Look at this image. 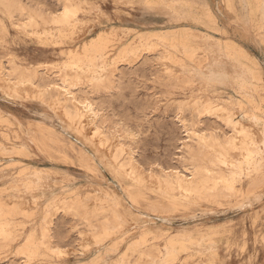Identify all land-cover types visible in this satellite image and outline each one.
I'll return each instance as SVG.
<instances>
[{"label":"rangeland","instance_id":"1","mask_svg":"<svg viewBox=\"0 0 264 264\" xmlns=\"http://www.w3.org/2000/svg\"><path fill=\"white\" fill-rule=\"evenodd\" d=\"M149 1L0 0V264H264V0Z\"/></svg>","mask_w":264,"mask_h":264},{"label":"bare ground","instance_id":"2","mask_svg":"<svg viewBox=\"0 0 264 264\" xmlns=\"http://www.w3.org/2000/svg\"><path fill=\"white\" fill-rule=\"evenodd\" d=\"M24 1H26V0H24ZM65 1V0H64ZM6 2V1H5ZM147 2L148 3H150L151 1H149V0H147ZM227 2L229 3V4H231L232 5V0H227ZM13 3V2H12ZM16 3H18V2H16ZM46 3V2H45ZM72 3V2H71ZM247 3L249 4L248 6L249 7H251V9H252V19H254L255 18V16H256V14L258 13L257 11L259 10V4H260V0H247ZM1 4V3H0ZM19 4V3H18ZM151 4V3H150ZM17 5V4H16ZM15 5V6H16ZM20 5V4H19ZM18 5V6H19ZM62 5H64L65 6V4H62ZM68 5V4H67ZM73 5V4H72ZM21 6V5H20ZM46 6V5H45ZM63 6V7H64ZM47 7V6H46ZM50 8V7H49ZM162 9V8H161ZM161 9H159V10H161ZM176 9V8H175ZM178 9V8H177ZM192 10V9H191ZM31 11V10H30ZM52 11V10H51ZM56 11H57V9H56ZM78 13H80L79 11H78ZM75 14H76V11H75V9H73V8H71V7H65L64 8V10L60 13V15L58 16V17H54V18H52V20L54 21V22H62L63 24L64 23H66L67 25H69V24H71V22H72V19H73V17L75 16ZM181 14H183V12H181ZM190 15V14H189ZM25 16V15H24ZM27 16V15H26ZM34 16V15H33ZM21 18V17H20ZM208 18V17H207ZM209 18H210V16H209ZM257 18V17H256ZM255 18V19H256ZM50 19H51V17H50ZM210 20V19H209ZM31 24H32V22H31ZM177 24V23H176ZM30 25V24H29ZM199 25V24H198ZM23 26H24V24H23ZM28 26V25H27ZM91 26V25H90ZM93 27H95V26H93ZM83 29V28H82ZM84 30V29H83ZM82 30V31H83ZM87 30V29H86ZM182 31V30H181ZM83 32H86V31H83ZM87 33V32H86ZM85 33V34H86ZM183 33V32H182ZM105 34V33H104ZM103 34V36L105 37V35ZM179 34V33H178ZM178 34H172V36L175 38V41H178V42H180L181 43V45H182V49H183V52L185 53V54H190L191 53V47H189V41L187 40L188 38H187V36H185V35H180L179 34V36H178ZM64 36V35H63ZM100 36H102V35H100ZM102 36V37H103ZM107 36V35H106ZM82 37V36H81ZM68 38V37H67ZM93 38V37H92ZM95 38V37H94ZM143 38V37H142ZM163 38H166V37H163ZM141 40H144V39H141ZM107 39H104V38H101V37H99V40H98V42H99V44H97V42H96V46H93V47H91L90 49H92V50H96V51H99V52H102L103 51V49H104V46H105V43L104 42H106L107 43ZM91 42V41H90ZM88 43V42H87ZM178 43H175V45H174V47H177V48H179L178 46H179V44L177 45ZM86 45V44H85ZM87 46V45H86ZM89 50V49H88ZM181 50V49H180ZM194 50V49H193ZM137 51V50H136ZM81 53V52H80ZM58 54V53H57ZM68 54V53H67ZM128 54V53H127ZM139 54V53H138ZM66 57V56H65ZM89 57V56H88ZM64 58V57H63ZM67 59V58H66ZM70 59V58H69ZM151 59V58H150ZM149 59V60H150ZM182 59V58H181ZM64 61H66V60H64ZM69 61V60H68ZM143 61V60H142ZM154 61V60H153ZM61 62V61H60ZM63 62V61H62ZM162 62V61H161ZM68 63V62H67ZM77 65V64H76ZM150 65V64H149ZM51 66V65H50ZM126 66V65H125ZM135 66V65H134ZM70 67V66H69ZM79 67V66H78ZM114 67V66H113ZM122 67V66H121ZM152 67V66H151ZM52 68H54V67H52ZM123 68V67H122ZM143 68H144V66H143ZM154 68V67H153ZM54 69H57L56 67L54 68ZM108 69V68H107ZM136 69V68H135ZM44 70V69H43ZM52 70V69H51ZM130 70V69H129ZM104 71V70H103ZM116 71H118V70H116ZM143 71H144V69H143ZM146 71V70H145ZM157 71V70H156ZM119 72V71H118ZM135 72V71H134ZM42 73H43V71H42ZM56 73V72H55ZM61 73V72H60ZM101 73V72H100ZM133 73V72H132ZM46 74V73H45ZM64 74V73H63ZM144 74V73H143ZM44 75V74H43ZM49 75V74H48ZM47 75V76H48ZM59 75V74H58ZM101 75V74H100ZM103 75V74H102ZM129 75V74H128ZM51 76V75H50ZM88 76V75H87ZM144 76V75H143ZM142 75H141V77H143ZM61 77V76H60ZM117 77V76H116ZM119 77V76H118ZM126 77V76H125ZM138 77V76H137ZM144 77H146V76H144ZM56 78H58L57 76H56ZM122 78V77H121ZM120 78V79H121ZM124 78V77H123ZM136 78V77H135ZM60 79V78H59ZM137 79V78H136ZM61 80V79H60ZM64 80V79H63ZM66 80H67V78H66ZM65 80V81H66ZM118 80V79H117ZM123 80V79H122ZM59 81V80H58ZM64 81V83H63V85H61V86H64L63 88H65V85H66V82ZM157 81V80H156ZM60 82V81H59ZM118 82V81H117ZM123 82V81H122ZM137 82V81H136ZM139 82V81H138ZM142 82V81H141ZM99 83V82H98ZM98 83L97 84H95V85H98ZM101 83V82H100ZM128 83V82H127ZM106 84V83H105ZM122 84V83H121ZM120 84V85H121ZM39 85V84H38ZM118 85V84H117ZM119 85V86H120ZM128 85H130V84H128ZM54 87V89H55V91L59 94L60 93V91H59V89H58V85H53ZM122 86V85H121ZM124 86V85H123ZM27 87V86H26ZM42 87V86H41ZM117 88V87H116ZM48 89H50V88H48ZM100 89H101V87H100ZM129 89V88H128ZM52 90V89H51ZM121 91V90H120ZM133 91V90H132ZM50 92V91H49ZM130 92V91H129ZM110 93V92H109ZM120 94V93H119ZM131 95V94H130ZM48 96V95H47ZM51 96V95H50ZM49 97V96H48ZM47 97V100L50 98H48ZM52 98H53V96H51ZM58 97V96H57ZM115 97V96H114ZM124 97V96H123ZM45 98V97H44ZM50 99V100H53V99ZM107 100V99H106ZM120 100H122V99H120ZM129 100V99H128ZM43 101H44V99H43ZM45 101H46V99H45ZM119 101V100H118ZM47 102H49V101H47ZM103 103V102H102ZM49 104V103H48ZM112 105V104H111ZM113 106V105H112ZM121 107V106H120ZM136 107V106H135ZM137 108H139L138 106H137ZM136 108V109H137ZM70 108H66L65 110H69ZM119 110V109H118ZM121 110V109H120ZM123 110V109H122ZM115 111V110H114ZM117 111V110H116ZM130 111H132V110H130ZM136 111V110H135ZM65 113V112H64ZM183 113V112H182ZM72 118H74L76 121L78 120L77 119V113H75L73 110H72ZM126 114H128V113H126ZM132 114V113H131ZM69 115V114H68ZM167 115V114H166ZM67 116V115H66ZM179 116H181V118H182V115H179ZM178 116V118H180ZM191 116H193V115H191ZM71 117V116H70ZM123 117V116H122ZM163 117H164V115H163ZM175 117V116H174ZM65 118V117H64ZM64 118H63V120H64ZM137 118V117H136ZM180 118V119H181ZM68 119H70L69 118V116H68ZM73 119V120H74ZM130 119V118H129ZM161 119V118H160ZM174 119V118H173ZM193 119V118H192ZM3 120V119H2ZM12 120V119H11ZM138 120V119H137ZM159 120V119H158ZM164 120V119H163ZM6 121H8V120H6ZM6 121H4V122H6ZM65 121V120H64ZM71 121V120H70ZM171 121V120H170ZM184 121V120H183ZM195 121V120H194ZM10 122V121H9ZM69 122V121H68ZM75 122V121H74ZM82 122V121H81ZM127 122H128V120H127ZM161 122V121H160ZM167 122V121H166ZM181 122V121H180ZM2 123V122H1ZM76 123V122H75ZM146 123V122H145ZM9 124V123H8ZM12 124H14L13 122H12ZM82 124H84V122H82ZM130 124V123H129ZM160 124V123H159ZM162 124V123H161ZM169 124V123H168ZM174 124V123H173ZM183 123H181V125H182ZM210 124V123H209ZM19 125V124H18ZM76 125V124H75ZM134 125V124H133ZM140 125V124H139ZM145 125V124H144ZM167 125V124H166ZM176 125H177V123H176ZM175 125V126H176ZM180 125V124H179ZM195 125V124H194ZM88 126V125H87ZM151 126V125H150ZM182 126H184V125H182ZM40 127V126H39ZM79 127H81V126H79ZM86 127V126H85ZM84 127V125H82V128L84 129L85 128ZM134 127V126H133ZM145 127V126H144ZM148 127V126H147ZM167 127V126H166ZM177 127V126H176ZM207 127V126H206ZM41 128H43V126H41ZM180 128V127H179ZM178 128V129H179ZM184 128V127H183ZM39 129V128H38ZM44 129V128H43ZM45 129H48V128H45ZM74 129V128H73ZM72 129V130H73ZM79 129V128H78ZM159 129V128H158ZM175 129V128H174ZM50 130V129H49ZM48 130V131H49ZM46 131V130H45ZM45 131H43L44 132V135H46V136H48L47 134H45ZM156 131V130H155ZM43 132H42V134H43ZM47 132V131H46ZM169 132H171V131H169ZM2 133V132H1ZM52 133V132H51ZM56 132H54V134H55ZM80 133H81V131H80ZM83 133V132H82ZM91 133V132H90ZM157 133V132H156ZM210 133V132H209ZM38 134H40V132L38 131ZM41 134V135H42ZM57 134V133H56ZM108 134V133H107ZM155 134V133H154ZM159 134V133H158ZM91 135V134H90ZM148 135H150V134H148ZM39 136V135H38ZM45 136V137H46ZM169 136H171V135H169ZM36 138H37V136H35ZM39 137H41V136H39ZM44 137V136H43ZM45 137H44V139H45ZM51 137V136H50ZM87 137V136H86ZM155 137H157V136H155ZM164 137H165V135H164ZM177 137V136H176ZM1 138V137H0ZM42 138V137H41ZM179 138V137H178ZM195 138V137H194ZM40 139V138H39ZM38 139V140H39ZM43 139V140H44ZM47 139V138H46ZM54 139V138H53ZM95 139V138H94ZM164 139V138H163ZM31 140H33V139H31ZM47 140H49V139H47ZM90 140V139H89ZM96 140V139H95ZM157 140V139H156ZM177 141H178V139H176ZM51 141V140H50ZM63 141V140H62ZM158 141V140H157ZM192 141V140H191ZM40 142H41V140H40ZM59 142V141H58ZM94 142V141H93ZM173 142H176V141H174L173 140ZM216 142H219V141H216ZM36 143V142H35ZM35 143H33V144H35ZM49 143V142H48ZM51 143H53V142H50V144ZM92 143V142H91ZM38 144V143H37ZM49 144V145H50ZM95 144V143H94ZM42 145H43V143H42ZM53 145H55V144H53ZM102 145V144H101ZM104 145V144H103ZM163 145V144H162ZM221 145V144H220ZM250 145V144H249ZM37 146V145H36ZM95 146V145H94ZM93 146V147H94ZM164 146V145H163ZM175 146V145H174ZM252 146V145H251ZM56 147V146H55ZM10 148V147H9ZM41 148V147H40ZM96 148V147H95ZM8 149V148H7ZM11 149V148H10ZM46 149V148H45ZM57 148H55V150H56ZM72 149V148H71ZM103 149V148H102ZM173 149V148H172ZM19 150V149H18ZM51 150V149H50ZM54 150V151H55ZM96 150V149H95ZM105 150H107V149H105ZM39 151V150H38ZM43 151H45L44 149H43ZM52 151V150H51ZM57 151V150H56ZM58 153V152H57ZM70 153V152H69ZM74 153V152H73ZM78 153H79V151H78ZM150 153H151V150H150ZM167 153V152H166ZM165 153V154H166ZM59 155H60V153H58ZM75 154V153H74ZM147 154V153H146ZM71 155V154H70ZM173 155V154H172ZM105 156V155H104ZM147 157V156H146ZM163 157V156H162ZM165 157V156H164ZM235 158H237V157H235ZM80 159V158H79ZM164 159V158H163ZM237 160V159H236ZM241 160V159H240ZM78 161V160H77ZM131 161V160H130ZM239 161V160H238ZM70 162V161H69ZM68 162V163H69ZM73 162V161H72ZM132 163V162H131ZM130 163V164H131ZM83 164V163H82ZM73 165V164H72ZM78 166H79V164H78ZM83 166H85V165H83ZM86 167H87V165H86ZM85 168V167H84ZM88 169H89V167H87ZM90 170V169H89ZM3 171V170H2ZM116 173V172H115ZM251 173V172H250ZM252 174H254V173H252ZM119 175V174H118ZM249 175H251V174H249ZM125 176V175H124ZM123 176V177H124ZM233 176H234V174H233ZM6 177V176H5ZM118 177V176H117ZM121 177V176H120ZM200 177V176H199ZM239 177V176H238ZM248 177V176H247ZM126 178V177H125ZM180 178V177H179ZM233 178V177H232ZM245 178V177H244ZM127 179V178H126ZM207 179V178H206ZM247 179H250V178H247ZM182 180V179H181ZM204 180V179H203ZM208 180V179H207ZM223 180V179H222ZM235 180V179H234ZM233 180V181H234ZM242 180V179H241ZM251 180V179H250ZM129 181V180H128ZM184 181H186V180H184ZM183 181V182H184ZM206 181V180H205ZM232 181V182H233ZM124 182V181H123ZM228 182H230V181H228ZM232 182H231V186H234V185H232ZM237 182V181H236ZM240 182V181H239ZM188 183V182H187ZM203 183V182H202ZM207 183H208V181H207ZM209 183H210V181H209ZM227 183V182H226ZM234 183V182H233ZM133 184V183H132ZM132 184L130 183V185L132 186ZM189 184L190 183H188L187 185H184L183 183H181L179 186L181 187V188H184V189H189ZM205 184V183H204ZM235 184V183H234ZM239 184V183H238ZM135 185V184H134ZM139 185V184H138ZM206 185H208V184H206ZM124 186V185H123ZM211 185L209 184V186L208 187H210ZM135 187V186H134ZM197 187V186H196ZM195 187V188H196ZM208 187L206 186V190L207 191H209L210 190V188H209V190H208ZM131 189V187H128V189ZM140 189H141V186L139 187ZM192 188V187H191ZM199 188H201V187H198V189ZM130 189H129V191H130ZM136 189H138V188H136ZM134 190V189H133ZM133 190H131V191H133ZM144 190V189H143ZM193 190V189H192ZM199 190H201V189H199ZM203 190V189H202ZM228 190H229V188H228ZM130 191V192H131ZM135 191V190H134ZM138 191V190H137ZM191 190L189 189V192H190ZM127 192V191H126ZM147 192V191H146ZM193 192H195V191H193ZM200 192V191H199ZM199 192H198V194H197V192L196 193H192L194 196H196L195 194H197V196L199 195ZM202 192V191H201ZM210 192H212V190H210L209 191V194H210ZM128 193V192H127ZM138 193V192H137ZM136 193V194H137ZM207 193V192H206ZM133 194H134V192H133ZM133 194H132V196H133ZM136 194H134V195H136ZM140 193H138L137 195H139ZM142 194V193H141ZM139 195V196H141L142 197V195ZM202 194V193H201ZM204 194V193H203ZM136 195V196H137ZM191 195V194H190ZM207 195V194H206ZM231 195V194H230ZM239 195H240V193H239ZM129 196V195H128ZM187 196H188V194H187ZM208 196V195H207ZM130 197H131V195H130ZM135 197V196H134ZM133 197V198H134ZM140 197V198H141ZM143 197H145V195L143 196ZM202 198H203V196H201ZM209 197H212V196H209ZM225 197V196H224ZM223 197V198H224ZM133 198H130V199H133ZM135 198H137V197H135ZM194 198V197H193ZM171 199V198H170ZM174 199V198H173ZM172 199V200H173ZM211 199V198H210ZM232 199H233V197H232ZM232 199H230V200H232ZM196 200V199H195ZM209 200V199H208ZM207 200V201H208ZM229 199H227V202H229L228 201ZM133 201H134V204H135V200L133 199ZM175 201V200H174ZM194 201V200H193ZM200 201V200H199ZM205 201V200H204ZM171 202H173V201H171ZM137 203V202H136ZM192 204H193V202H191ZM199 203H201V202H199ZM230 203V202H229ZM118 207H120V206H118ZM122 208V207H121ZM258 217V216H257ZM10 220V219H9ZM4 221H7V220H4ZM9 222V221H8ZM13 222V221H12ZM1 223V222H0ZM2 223H3V220H2ZM2 223L0 224V234L1 235H5V234H7V230L5 229V227H4V225H2ZM6 223V222H5ZM106 223V222H105ZM11 225V224H10ZM13 225H14V223H13ZM16 226V225H15ZM6 227H8V226H6ZM13 229V228H12ZM10 230V229H9ZM11 232H12V230H11ZM51 234V233H50ZM221 235H222V233H221ZM34 236V235H33ZM33 236H32V238H33ZM179 239V238H178ZM185 239V238H184ZM36 240L38 241V239H37V237H36ZM34 241V240H33ZM188 242V241H187ZM187 242H185V241H176V240H173V241H170L169 242V245H168V254H169V260H168V262H170L169 264H171V263H173V264H175V262L177 261V259H179L178 257H179V254H180V252H187V250L188 249H190L189 248V246H188V244H187ZM35 243V242H34ZM221 242H219V245H223L222 243L220 244ZM226 243H229V242H226ZM31 245L33 246V251H32V253H34L36 250H37V246H35V245H33V243H31ZM235 245V244H234ZM240 245V244H239ZM31 246V247H32ZM222 247V246H221ZM225 248H226V246H225ZM233 248V247H232ZM232 248H231V250H232ZM238 247L236 246V249H237ZM32 249V248H31ZM42 249V248H41ZM40 249V250H41ZM239 250V249H238ZM229 251V250H228ZM221 252H223V251H221ZM31 253V254H32ZM35 254V253H34ZM182 255V254H181ZM180 255V256H181ZM220 256H218V258H219ZM218 258L216 259V257H215V260H218ZM181 260V259H180ZM29 261V260H28ZM228 261H230V260H228ZM179 262V261H178ZM215 262V261H214ZM213 262V263H214ZM210 264H212L211 262H210Z\"/></svg>","mask_w":264,"mask_h":264}]
</instances>
